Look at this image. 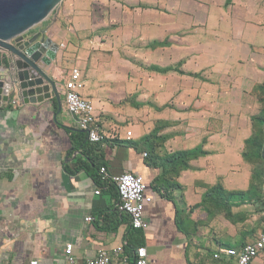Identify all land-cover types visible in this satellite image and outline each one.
<instances>
[{"label": "crops", "instance_id": "1", "mask_svg": "<svg viewBox=\"0 0 264 264\" xmlns=\"http://www.w3.org/2000/svg\"><path fill=\"white\" fill-rule=\"evenodd\" d=\"M39 31L59 46L46 75L60 105H0V264L61 263L66 244L82 262L103 249L121 264L118 247L132 262L101 166L143 177L150 264H236L224 252L264 227V182L243 156L262 110L264 0H63ZM73 68L112 135L92 150L64 107Z\"/></svg>", "mask_w": 264, "mask_h": 264}, {"label": "water", "instance_id": "2", "mask_svg": "<svg viewBox=\"0 0 264 264\" xmlns=\"http://www.w3.org/2000/svg\"><path fill=\"white\" fill-rule=\"evenodd\" d=\"M62 1L0 0V105L9 102L10 94L22 104L42 103L52 95L59 103L56 83L46 75L59 46L45 31L33 29Z\"/></svg>", "mask_w": 264, "mask_h": 264}, {"label": "built area", "instance_id": "3", "mask_svg": "<svg viewBox=\"0 0 264 264\" xmlns=\"http://www.w3.org/2000/svg\"><path fill=\"white\" fill-rule=\"evenodd\" d=\"M63 47V45H62ZM84 82L80 71L77 68L71 70L69 78L65 81L62 93L64 96V107L68 114L77 118L76 127L86 134L87 140L91 144H101L112 135L101 131L98 125V117L95 114L93 104L81 96ZM132 133H126V138L130 139ZM146 156V154H144ZM100 182L104 185L112 184L118 195V210L129 219V226L133 230H146L148 223L144 218L145 204L151 200L145 196L146 184L142 176L133 173H124L112 176L105 166L99 168ZM98 194V192H96ZM86 222L91 221L88 217ZM72 245L66 244L63 249V261L54 264H112V256L109 252L99 249L96 254L85 261H80L72 253ZM123 247L114 249L113 254L120 259L121 264H150L145 248H138L133 253L132 262L127 255H123ZM264 252V227L258 238L251 244L245 245L240 252L226 250V257L235 258L236 264H251L253 260ZM221 253H215L213 258L218 260ZM30 264H36L31 262Z\"/></svg>", "mask_w": 264, "mask_h": 264}, {"label": "trees", "instance_id": "4", "mask_svg": "<svg viewBox=\"0 0 264 264\" xmlns=\"http://www.w3.org/2000/svg\"><path fill=\"white\" fill-rule=\"evenodd\" d=\"M0 64H1V60H0ZM258 93H259V101L262 105V110L259 115L251 118V121L253 122V125L255 127V131H254L253 137L246 142L247 149L243 156L247 161H250L252 164H254L256 168L254 172L255 173L254 180L258 183H261V182L263 183L264 174H263V170L261 169V166L262 165L264 166V159L262 157V152L264 149V85L258 88ZM6 108H11V105L10 104L7 105ZM79 136H82V138L84 137L85 138L84 140H86L84 143L82 141L80 145H82V147L84 148L90 147L89 150H92L91 146L87 145L89 141L87 140L86 134L85 133L83 134L82 132L81 134H79ZM93 145H98V144H93ZM193 155L194 153H182V154H177V157L180 156V158L185 161L188 157L193 156ZM93 160L94 159L90 158V161H93ZM96 181L98 184L101 183L99 175L96 177ZM113 190L115 194L117 195V191L115 187ZM117 198H118V195H117ZM126 241H127V250L129 251L131 258H133V253L136 251V249L144 245L143 244V231L133 230L132 228H129V231L126 236Z\"/></svg>", "mask_w": 264, "mask_h": 264}, {"label": "rangeland", "instance_id": "5", "mask_svg": "<svg viewBox=\"0 0 264 264\" xmlns=\"http://www.w3.org/2000/svg\"><path fill=\"white\" fill-rule=\"evenodd\" d=\"M55 10L42 23H40L38 26H36L33 30L38 29L41 25L48 23L50 21L51 17L54 15ZM261 169L263 170V174H264V166L263 165L261 166Z\"/></svg>", "mask_w": 264, "mask_h": 264}]
</instances>
